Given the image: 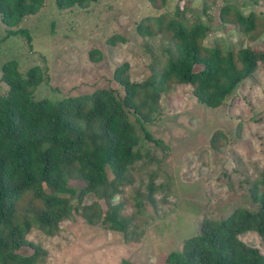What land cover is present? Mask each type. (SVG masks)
I'll use <instances>...</instances> for the list:
<instances>
[{
  "label": "rangeland",
  "instance_id": "1",
  "mask_svg": "<svg viewBox=\"0 0 264 264\" xmlns=\"http://www.w3.org/2000/svg\"><path fill=\"white\" fill-rule=\"evenodd\" d=\"M177 1L180 7L187 6L181 14L188 22L198 20L208 27L203 45L236 49L259 44L264 50V0H95L67 8L45 0L38 12L19 24L28 30L29 42L21 35L5 36L7 27L0 22V66L8 59L16 60L20 72L38 65L43 81L33 96L50 100L100 87L118 89L112 72L124 61L129 79L141 81L166 58L170 39L163 25L158 29L155 18L172 16ZM224 5L244 14L253 12L251 35L227 20L229 14L221 18ZM138 24L151 35L137 33ZM111 35L123 37L124 42L108 43ZM90 50H96L98 57H90ZM5 90L0 80V93ZM143 126L159 144L141 141L146 156L128 168L110 201L121 204L118 213L128 220L126 232L105 227L100 221L106 202L86 194L80 204L98 202L99 219L89 223L73 212L59 221L50 236L36 228L27 233V239L44 250L39 264H164L166 254L197 231L203 216L222 218L235 205L256 209L249 188L264 169V63L216 108L197 102L190 86L170 84L158 99L152 121ZM80 184L72 178L67 182L75 189ZM149 189L153 191L146 199ZM71 202L76 204L75 196ZM238 238L264 252V238L255 232ZM31 251L28 246L18 250Z\"/></svg>",
  "mask_w": 264,
  "mask_h": 264
},
{
  "label": "trees",
  "instance_id": "2",
  "mask_svg": "<svg viewBox=\"0 0 264 264\" xmlns=\"http://www.w3.org/2000/svg\"><path fill=\"white\" fill-rule=\"evenodd\" d=\"M44 1L0 0L5 36L21 35L29 42L28 30L19 24L38 12ZM90 1L95 0H55V5L67 8ZM179 4L177 1L172 16L155 18L158 29L163 25L170 39L159 69L141 81H131L128 63L121 62L112 72L118 89L100 87L55 100L34 97V89L43 81L40 67L32 65L20 72L14 59L1 64L0 80L6 90L0 93V264L43 262L44 250L27 239L32 228L50 236L59 221L73 212L89 223L99 219L98 202L80 204L86 194L106 202L100 222L125 233L128 220L118 213L121 204L111 205L110 201L123 184L124 173L146 156L141 141L159 144L143 123L152 121L160 95L170 84L188 85L197 102L216 108L264 63L259 44L236 49L203 45L208 27L198 20L188 22L181 14L187 6ZM228 14L230 18L225 17ZM220 16L245 34L251 35L255 28L253 12L244 14L233 5L222 6ZM136 30L151 35L146 26L138 24ZM116 40L124 42L118 35L107 39L110 44ZM92 54L98 57L96 50H90L89 56ZM70 178L81 184L76 189L68 187ZM258 186L264 187V169L249 188L255 210L235 205L222 218L203 216L197 231L181 239L179 247L166 254L164 264H264V252L238 238L247 231L264 238V191L258 192ZM152 191L149 189L146 199ZM73 196L76 204L71 202ZM140 201L136 203L139 207ZM22 246L32 251L21 254Z\"/></svg>",
  "mask_w": 264,
  "mask_h": 264
}]
</instances>
